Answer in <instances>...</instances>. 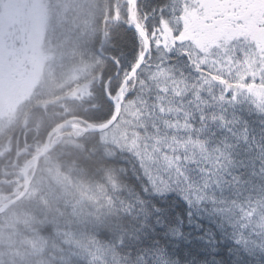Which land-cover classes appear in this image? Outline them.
<instances>
[{"label":"trees","instance_id":"trees-1","mask_svg":"<svg viewBox=\"0 0 264 264\" xmlns=\"http://www.w3.org/2000/svg\"><path fill=\"white\" fill-rule=\"evenodd\" d=\"M46 2L42 48L49 59L30 96L11 119H0L2 196L13 195L25 183L27 163L44 150L58 125L71 119L78 125H101L112 119L122 73L135 59L136 30L128 26L130 0ZM162 6L168 23L161 25L163 31L151 33L150 55L139 72L146 82L136 85L146 101L140 105L144 114L125 100L127 87L121 116L130 117L132 111L130 127L152 136L159 133L152 119L165 135V120L185 126V113H191L188 122L198 130L203 127L201 110L209 115L223 112L227 126L205 120L203 131L183 128V141L199 139L218 152L202 196L160 192L133 153L104 143L100 134L64 129L53 137L29 194L0 217V264H132L141 252L163 264L177 249L188 256L189 240L208 264H214L213 256L215 264H264V228L245 224L241 212L246 205L264 213V103L247 95H238V102L232 103L213 99L233 94L224 93L217 68L197 61L198 52L184 35L189 3L139 0V24L149 37L148 29L159 24ZM163 34L170 37L169 45L156 47ZM180 49L190 55H178ZM156 72H165L167 79H152ZM229 74L225 84L233 86L243 75ZM238 81L248 85L255 80ZM256 83L264 85L262 76ZM161 106L183 110L174 118L161 112ZM29 167L32 176L34 166ZM211 234L218 241L215 245L197 239Z\"/></svg>","mask_w":264,"mask_h":264},{"label":"rangeland","instance_id":"rangeland-1","mask_svg":"<svg viewBox=\"0 0 264 264\" xmlns=\"http://www.w3.org/2000/svg\"><path fill=\"white\" fill-rule=\"evenodd\" d=\"M203 9V11H201ZM185 33L196 48L197 61L209 63L222 73L220 84L233 96L247 95L264 103V85L256 79L264 75V0H199V6L189 4L184 13ZM48 24L46 0H0V119H11L18 106L26 100L41 77L49 59L44 52L43 38ZM169 36L163 34L156 47L169 45ZM221 46L235 49L227 60L212 58ZM243 47L250 55L246 56ZM240 75L250 84H225V75ZM165 72H156L152 79H167ZM247 76V77H246ZM216 79V78H215ZM215 81L218 82V79ZM178 92V90L176 91ZM166 116L180 114L177 107L165 108ZM130 117L121 116L119 122L101 135L110 143L133 153L139 158L153 185L161 192L176 190L191 196H202L203 186L210 176L211 166L218 159V152L199 139L185 142L184 125L177 121H163V133L147 135L133 129ZM78 134V133H77ZM160 137H159V136ZM31 177V175H29ZM19 185L13 195H0V205L22 192ZM245 224L264 228V213L255 207L242 205Z\"/></svg>","mask_w":264,"mask_h":264},{"label":"snow or ice","instance_id":"snow-or-ice-1","mask_svg":"<svg viewBox=\"0 0 264 264\" xmlns=\"http://www.w3.org/2000/svg\"><path fill=\"white\" fill-rule=\"evenodd\" d=\"M186 2L189 3L193 7L199 6V0H186ZM131 3L135 5L136 13L139 14V0H131ZM175 11L176 10L173 8L172 13H173L174 17H175ZM201 11H203V9H201ZM159 12L161 14L159 17V24L154 25L152 29H148L150 41L152 39H154V37L151 36V33L153 31H163L161 25H165L168 23L167 18L164 16L165 7L164 6L160 7ZM175 18L177 20H179V17H175ZM132 19L133 20L136 19L135 15L132 17ZM128 26L136 30V49H135V59L130 62L129 66L126 69H124V71L122 73V77H123L122 82L125 83L129 89L127 95L125 96V100L130 102L133 105V111H139L141 113V115H143L144 113L141 111L140 105L145 104L146 101L143 99V97L141 95V91L136 87V85L137 84L143 85V83L146 82V81H144L143 77H141L139 75V72H140V69L144 67V63H141V57H144V62L146 63L148 60V56L150 55V50H149V52L144 51L143 35L139 31V29L136 28V24L130 23V24H128ZM145 28H147L146 24H145ZM173 34L176 35L177 33L174 32ZM157 47H159V45H157ZM240 50L244 51L246 56L251 54L247 50H245L243 47H241ZM234 51H235V49H233L231 47L221 46V51L213 53L212 58L214 60H216L218 58L223 59V60H227L229 57L232 56ZM177 54L184 56V57H188L190 55V53L185 49L178 50ZM168 58L169 59L171 58V50H168ZM114 62L117 64L120 63V61L118 59L114 60ZM137 65H139V67ZM148 67L150 69L152 67V65L149 64ZM197 71H204V69L197 67ZM262 71H264V70H262ZM262 79H264V75H262ZM117 91H119V88L117 89ZM209 91H211V90H209ZM177 95H179V93H177ZM197 99H200V97L197 96ZM213 99H216L218 103H223V102L232 103L233 101H237L236 96H232L229 99L226 96V94H221L219 96V98L213 97ZM205 103L207 104V102H205ZM113 104H114V102H113ZM197 107L199 108V105H197ZM182 110L183 109H181V111ZM160 111L161 112L165 111L163 106H161ZM147 114L149 117H152L151 111H149ZM185 116H186V120L183 122L185 124V127L186 128H192L193 130H197V129H195L194 125H192L188 122L192 119V114L186 112ZM200 119H201V123H202L203 127L201 129H198L197 131H203V128L207 127V125L204 124L205 120H211V122H213V123L216 122L217 120H219L223 126H227V124L229 123V121L227 120V118L225 117L223 112H221L219 114L213 113V114L209 115V114L203 112V110H201ZM164 123L166 125L168 124V122L166 120L164 121ZM174 124H175V122H173V125H169V126H174ZM151 126L154 129H156L157 132L159 131V127L155 123V119H152ZM145 128H147V124L145 125ZM189 215H191V213H189ZM181 235H182V233H181ZM197 239L202 240L209 245H215L218 243V241H216V239H215L214 234H211L207 237L202 235V236L198 237ZM191 243H192L191 240H189L188 241V246H189V255L188 256H185L181 250L177 249V251L175 253L168 255L167 259L163 262V264H208V260L205 257V254L201 253V252L193 251L191 249ZM168 251H169L168 249H165V253H168ZM211 251L213 253H216V252H218V249L212 248ZM129 259H131V258H129ZM213 261L215 264V257L214 256H213ZM132 264H155V261H153L152 256L148 255L146 252H141L136 257L135 261L132 262Z\"/></svg>","mask_w":264,"mask_h":264},{"label":"water","instance_id":"water-1","mask_svg":"<svg viewBox=\"0 0 264 264\" xmlns=\"http://www.w3.org/2000/svg\"><path fill=\"white\" fill-rule=\"evenodd\" d=\"M135 10H136L135 5L132 4L131 0H130L129 21L131 23L136 24V28H138L139 31L141 32V34L143 35V41H144V46H145L144 51L149 52L150 40H149V37L146 34L145 30L143 29V27L139 24L137 17H136V14H135ZM134 15L136 17L135 20L132 19V17ZM141 63H144V57H141ZM137 66L139 67V65H137ZM126 88H127L126 84L123 83L118 94L115 96V98H114L115 113L109 122H107L105 124H101V125H94V124H91L88 122H83L84 125H77L74 122H76L78 120L77 119H71V120H68V121L58 125L56 128H54L50 132V134L46 140L44 150L40 154H38L37 156L33 157L26 165V168L24 170L25 187H24L23 191L17 197H15V198L3 203L2 205H0V217L5 215L13 206H15L17 203L22 201L29 194L31 187H32V184H33V180L36 177L40 162L50 152V150H51L50 144H51L53 137L56 134H58L59 132H61L64 129L79 130V131L83 132L84 134H102V133H105L108 130H110L118 122V120L120 119V116H121L123 99H124V94H125ZM30 165L34 166V174L29 179V177H28L29 169L28 168Z\"/></svg>","mask_w":264,"mask_h":264}]
</instances>
